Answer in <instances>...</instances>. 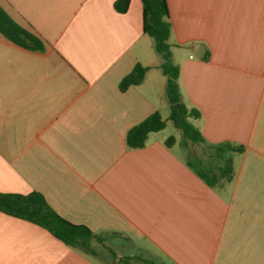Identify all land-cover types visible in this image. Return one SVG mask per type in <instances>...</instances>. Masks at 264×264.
I'll use <instances>...</instances> for the list:
<instances>
[{
    "label": "crops",
    "instance_id": "crops-1",
    "mask_svg": "<svg viewBox=\"0 0 264 264\" xmlns=\"http://www.w3.org/2000/svg\"><path fill=\"white\" fill-rule=\"evenodd\" d=\"M115 1L0 0L44 44L0 34V193L41 194L116 254L99 256L94 241L96 256L82 254L0 213V264H264V0H166L181 101L200 114L190 123L208 145L242 147L224 154L233 179L214 186L162 133L126 147L129 129L154 113L166 127L171 108L141 1L125 13ZM137 64L144 80L121 92Z\"/></svg>",
    "mask_w": 264,
    "mask_h": 264
},
{
    "label": "trees",
    "instance_id": "trees-1",
    "mask_svg": "<svg viewBox=\"0 0 264 264\" xmlns=\"http://www.w3.org/2000/svg\"><path fill=\"white\" fill-rule=\"evenodd\" d=\"M142 4V32L153 40L155 52L161 56L163 63L160 66L165 77V95L170 104L171 113L169 121L173 127L179 130L185 139L192 145L204 146L208 151L209 161L204 162L198 157L185 159L186 165L206 184L214 186L221 181L230 182L233 179L231 158H225L224 154L242 153V147H234L229 143L221 145H208L199 131L190 123L189 119H198L200 114L195 109H187L181 101L178 85L179 70L171 61L169 38L171 25L166 0H140ZM129 6V0H116L113 8L117 13H125ZM0 34L12 44L34 51L44 50V44L32 33L26 31L15 23L9 15L0 7ZM147 67L135 65L118 83L121 92L132 86L139 85L145 78ZM165 128V121L158 113L148 116L146 119L129 129L125 135V145L128 149L143 148L147 136L160 132ZM175 139L169 137L165 146L170 148ZM186 147V144H183ZM210 160L223 161L221 167L213 166ZM0 213L16 218L47 231L53 238L63 243L69 249L82 254L95 257L92 242L102 243L101 237L95 235L82 225H74L61 218L47 204L43 196L36 192L27 195L0 193ZM110 256L116 258V254L107 249ZM117 264H153L141 257H122Z\"/></svg>",
    "mask_w": 264,
    "mask_h": 264
},
{
    "label": "rangeland",
    "instance_id": "rangeland-1",
    "mask_svg": "<svg viewBox=\"0 0 264 264\" xmlns=\"http://www.w3.org/2000/svg\"><path fill=\"white\" fill-rule=\"evenodd\" d=\"M162 133V136L165 139H168L169 137H172L175 139L176 144L174 146V151L177 152L182 158L185 159H189L192 157H198L199 159L203 160L204 162H208L209 161V157H208V151L206 150V148L204 146H197V145H192L189 142L185 141V139L183 138L181 132L177 129H175L172 125V123L167 120L166 121V127L164 130H162L161 132H159V134ZM183 144H186V147H183ZM181 145V146H180ZM213 164V166H215L217 160H210ZM95 242V246L97 250V252L99 253V256H107V251L104 248H101L98 244V242ZM125 252L127 253V255L132 254V255H137V253H135V251H133V248L129 247L127 249H125ZM155 264H157L155 261H153ZM100 263L101 264H117L116 260L113 259L111 262L110 260L108 261V258H104V259H100Z\"/></svg>",
    "mask_w": 264,
    "mask_h": 264
},
{
    "label": "water",
    "instance_id": "water-1",
    "mask_svg": "<svg viewBox=\"0 0 264 264\" xmlns=\"http://www.w3.org/2000/svg\"><path fill=\"white\" fill-rule=\"evenodd\" d=\"M194 57L197 58V59H201L203 57V54L197 55V54L194 53Z\"/></svg>",
    "mask_w": 264,
    "mask_h": 264
}]
</instances>
